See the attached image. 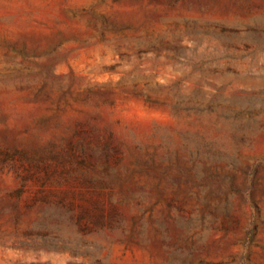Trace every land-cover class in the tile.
I'll return each mask as SVG.
<instances>
[{"label":"rangeland","instance_id":"obj_1","mask_svg":"<svg viewBox=\"0 0 264 264\" xmlns=\"http://www.w3.org/2000/svg\"><path fill=\"white\" fill-rule=\"evenodd\" d=\"M0 264H264V0H0Z\"/></svg>","mask_w":264,"mask_h":264}]
</instances>
